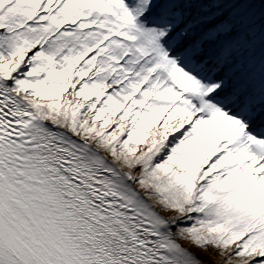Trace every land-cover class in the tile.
Returning <instances> with one entry per match:
<instances>
[{
  "label": "snow or ice",
  "instance_id": "1",
  "mask_svg": "<svg viewBox=\"0 0 264 264\" xmlns=\"http://www.w3.org/2000/svg\"><path fill=\"white\" fill-rule=\"evenodd\" d=\"M0 264H264V0H0Z\"/></svg>",
  "mask_w": 264,
  "mask_h": 264
}]
</instances>
